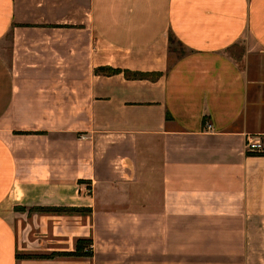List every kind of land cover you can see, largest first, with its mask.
<instances>
[{"label": "crops", "instance_id": "0c3cea01", "mask_svg": "<svg viewBox=\"0 0 264 264\" xmlns=\"http://www.w3.org/2000/svg\"><path fill=\"white\" fill-rule=\"evenodd\" d=\"M0 264H264V0H0Z\"/></svg>", "mask_w": 264, "mask_h": 264}, {"label": "trees", "instance_id": "16d2710c", "mask_svg": "<svg viewBox=\"0 0 264 264\" xmlns=\"http://www.w3.org/2000/svg\"><path fill=\"white\" fill-rule=\"evenodd\" d=\"M96 71L104 73V74H111V73H115L118 72V70L116 69H112L109 67H99ZM126 75L128 77H144L146 76V74L143 73H130V72H126ZM44 210H48V211H63L64 209H60V208H48V209H44ZM90 245V240L88 239H78L76 241V246H75V250L72 253H67V255H74V256H79V255H89V251L87 249V251H84V247Z\"/></svg>", "mask_w": 264, "mask_h": 264}, {"label": "built area", "instance_id": "2783aa9c", "mask_svg": "<svg viewBox=\"0 0 264 264\" xmlns=\"http://www.w3.org/2000/svg\"><path fill=\"white\" fill-rule=\"evenodd\" d=\"M206 128H210V125L207 124ZM245 150L249 153H258L263 150V145L261 140L256 135H248L246 136L245 141Z\"/></svg>", "mask_w": 264, "mask_h": 264}, {"label": "rangeland", "instance_id": "374dc122", "mask_svg": "<svg viewBox=\"0 0 264 264\" xmlns=\"http://www.w3.org/2000/svg\"><path fill=\"white\" fill-rule=\"evenodd\" d=\"M170 44H171L170 50L172 51V56L182 52L181 47L175 41L171 40ZM229 52L232 55H234L236 58H240L245 52L244 45L237 44L235 47L230 48ZM24 256H27V255H24Z\"/></svg>", "mask_w": 264, "mask_h": 264}]
</instances>
